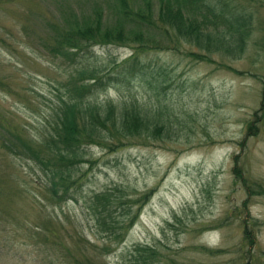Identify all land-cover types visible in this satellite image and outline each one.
Segmentation results:
<instances>
[{"label":"rangeland","instance_id":"obj_1","mask_svg":"<svg viewBox=\"0 0 264 264\" xmlns=\"http://www.w3.org/2000/svg\"><path fill=\"white\" fill-rule=\"evenodd\" d=\"M127 1L143 8L144 20L139 25L124 22L125 45L94 46L79 65L99 73L110 71L114 62L130 54L137 34V42L152 38L162 47L172 45L153 32L158 17L155 0ZM145 1L150 11L144 9ZM225 1L230 9L250 15L240 57L226 56L219 49L207 60H198L185 52L190 47L184 42L176 44L178 50L141 53V58L151 60L148 75L109 88L94 101L116 108L129 101L151 107L152 122L164 127L160 136L124 141L112 152L88 145L84 157L94 162L90 168L88 163L77 166V186L65 202L49 199L34 181L38 172L30 162L0 148V183L5 189L0 194V264L61 260L60 252L53 255L48 250L50 239L42 236L45 225L56 227L59 239L67 244L76 234L88 239L93 245L92 264H134L128 252L134 243L155 245V250L167 252L180 264H264V196L246 197L230 171L232 157L237 156L236 164L247 181L264 180V106L258 111L264 104V49L255 46L264 41V0ZM63 3L72 7L65 14L75 13L76 21L58 20L64 14L58 13ZM95 6L106 9L102 23L111 24L114 18L107 10L112 0L0 2V80L8 89L0 90V132L11 125L21 128L26 137L40 138L57 104L55 88L61 94L63 80L77 64L48 56L37 45L38 37L50 34L57 20L65 29L81 27L82 18ZM254 112L260 114L256 123ZM253 122L257 131L249 135L246 126ZM113 184L130 201L144 192L149 196L143 204L132 206L140 205L123 236L110 239L118 243L103 253L98 250L102 242L96 238L86 200ZM242 200L247 210L240 205ZM121 216L114 218L116 224L123 220ZM47 217L52 218L49 223ZM247 217L257 222L251 246L241 241ZM34 225L41 228L38 237ZM243 249L252 255L243 257Z\"/></svg>","mask_w":264,"mask_h":264},{"label":"trees","instance_id":"obj_2","mask_svg":"<svg viewBox=\"0 0 264 264\" xmlns=\"http://www.w3.org/2000/svg\"><path fill=\"white\" fill-rule=\"evenodd\" d=\"M155 1L158 17L153 21L155 29L153 32L161 35L172 45L162 47L152 38L145 42H137L139 38L137 34L136 41H131L132 49L131 45L128 46L131 49L130 54L121 61L114 62V66L108 72L99 73L95 68L79 65V61L90 54L94 46L125 45L123 43L126 40H122L121 36L123 31L121 25L124 22L139 25L145 18L140 13L142 7L129 6L127 0H112V6L107 10V14L114 18L111 24L102 23L106 9L95 6L88 17L82 18L79 24L81 27L75 25V29L72 26L65 29L58 20H62L63 23L67 19L71 21L77 19L73 12L65 14L66 8L72 11V7L63 3L58 13L63 11L64 14L51 27L53 28L51 33H46V37H38L37 45L48 56L69 64H77V67L74 73L63 80L61 94L55 88L58 91L57 104L53 108L52 117L40 130V138L26 137L21 128L16 129L10 125L0 132V148L5 153L21 157L36 167L38 174L34 181L52 202H65L71 189L77 186L74 184L79 179L77 176L79 174L75 169L79 164L88 163L89 168L92 166L94 161L84 157L88 145H96L107 152H112L122 147L124 141H132L135 138L146 140L160 136L159 131L164 127L152 122V114L155 111H149L151 107H138L134 101H129L116 108L109 102L99 104L94 101L97 95L109 88L115 89L133 78L148 75L151 60L141 58V53L159 49L178 50L176 44L184 42L190 47L185 51L187 54L204 61L211 56L209 54L218 52L219 49L234 59L239 58L245 49L251 22L250 15L230 9L225 0ZM142 3L145 10H151L148 1ZM150 23L152 24V20ZM255 46L264 49V41L261 45L257 41ZM0 90H8L1 80ZM263 106L262 103L258 111H262ZM253 116L256 123L260 114L254 112ZM247 131L250 132L249 135L256 134L257 126L254 122L246 126ZM236 159L237 156L232 157L230 171L234 181L240 182L246 197L254 194L264 196V180L251 178L247 181L239 165L237 166ZM4 191L0 183V194ZM128 196L119 185L113 184L93 193L86 200V208L93 221L96 238L102 242L98 250L103 253H107V248H111L113 243H118L110 239L124 233L122 231L126 230L133 213L140 205L136 209L132 206L137 203L143 204L149 192H144L137 200L132 201L128 200ZM240 205L247 210L245 200H242ZM1 214L0 205V216ZM118 214L122 215L123 220L116 224L114 218ZM47 218L49 223L52 218ZM34 226L37 228L34 235L38 237L41 228ZM244 226L241 241L251 246L255 242L252 228L257 226V222L247 217ZM42 233L44 238L50 239L48 242L50 254L59 255V252L61 254L59 257L62 259L55 257L53 264H92L89 250L93 245L85 237L76 234L67 244L59 239L56 227L48 228L45 225ZM62 238L67 239L64 236ZM154 247L155 245L134 243L128 252L132 260L134 259V264H180L167 252L155 250ZM243 253V257L252 255L249 249H243Z\"/></svg>","mask_w":264,"mask_h":264}]
</instances>
